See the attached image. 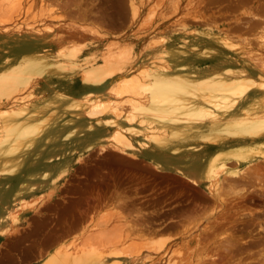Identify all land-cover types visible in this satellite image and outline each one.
Listing matches in <instances>:
<instances>
[{
    "label": "rangeland",
    "instance_id": "1",
    "mask_svg": "<svg viewBox=\"0 0 264 264\" xmlns=\"http://www.w3.org/2000/svg\"><path fill=\"white\" fill-rule=\"evenodd\" d=\"M57 1L0 16V237L64 230L42 264H264V0Z\"/></svg>",
    "mask_w": 264,
    "mask_h": 264
},
{
    "label": "bare ground",
    "instance_id": "2",
    "mask_svg": "<svg viewBox=\"0 0 264 264\" xmlns=\"http://www.w3.org/2000/svg\"><path fill=\"white\" fill-rule=\"evenodd\" d=\"M57 1V0H56ZM59 1V0H58ZM58 1H57V3H58ZM45 2H46V0H38V2L37 3H39L40 5L43 3V4H45ZM56 4V3H55ZM25 4L24 3H22V0H0V16H2V17H5V16H8L9 14H12L14 11H19V9H21L22 8V6H24ZM26 5H29L30 7L31 6H33V5H35V1H32V2H29V3H27ZM28 6V7H29ZM57 6V5H56ZM16 13V12H15ZM42 18V17H41ZM13 19V18H12ZM54 19V18H53ZM46 20V19H45ZM14 21V20H13ZM136 79V78H135ZM134 79V80H135ZM125 80V85L123 86V87H121L120 88V91H119V94L118 95H121V96H123V95H125V94H134V96L135 95H138V90L141 88V84L142 83H140V82H138L137 80L136 81H132V80H128L127 82H126V79H124ZM124 80L122 79V81L121 82H124ZM150 87V86H149ZM116 88V87H115ZM118 89V88H117ZM141 89H143V88H141ZM150 89H152V88H150ZM150 89H144L143 91H148L149 92V90ZM116 90V89H115ZM115 93H116V91H115ZM117 94V93H116ZM145 94V93H144ZM139 96V95H138ZM137 96V97H138ZM155 96L156 95H151L149 98H148V100H149V103H153V101H154V99H155ZM127 99H129V98H127ZM157 101V100H156ZM160 102V101H159ZM258 102V101H257ZM263 102V101H262ZM127 103V102H126ZM142 103V102H141ZM163 103V102H162ZM119 104H120V101H119ZM159 104V103H158ZM110 105V104H109ZM127 105V104H126ZM141 105V104H140ZM90 107H89V109H88V111H86V113H88L90 116H95L96 114H99V113H102L103 111H104V109L106 108V107H108L107 106V104H105V103H101V102H99L98 100L97 101H94V102H91V104L89 105ZM128 106H130L129 108H131L132 107V109L134 110V111H138L139 109H138V105H137V101H135L134 99H131L130 101H129V103H128ZM250 106V105H249ZM116 107V106H115ZM121 107V106H120ZM264 108V107H263ZM117 109V108H116ZM116 111V110H115ZM118 111H120V109L118 110ZM123 111H124V109H123ZM129 111H130V109H129ZM127 112V111H126ZM132 114V113H131ZM127 115V116H126ZM125 115V113H123V112H119L118 114H117V117L116 118H119L120 120H125V119H128V112H127V114ZM150 115V114H149ZM148 115V116H149ZM153 115V114H152ZM145 116H146V114H145ZM155 116V115H154ZM159 116H161V115H159ZM137 118V117H136ZM159 118V117H158ZM161 120V119H160ZM159 120V121H160ZM129 121H134L133 120V118L131 117V118H129ZM128 122V121H127ZM140 122V121H139ZM143 124V123H142ZM151 126V125H150ZM153 129V128H152ZM118 133V132H117ZM112 140H113V142H114V144L116 145V147H118V148H120L121 150L122 149H124V148H130L131 147V145H130V142H129V140H128V138H127V136L126 135H124V134H117L116 136H114L113 138H112ZM112 142V143H113ZM118 148H116V149H118ZM119 151V150H118ZM180 170V169H179ZM250 170V169H249ZM182 173H184L185 175H187V176H189L190 178H192V179H194L195 181H201V177H202V172L200 171V170H198V171H195V172H191V173H186V172H182ZM249 173V172H248ZM242 176V175H241ZM240 176V177H241ZM245 178V177H244ZM247 181H248V179H247ZM239 182H240V180H239ZM238 183V182H237ZM241 183V182H240ZM239 183V184H240ZM235 185V184H234ZM238 185V184H237ZM248 188H249V186H248ZM260 190V189H259ZM264 191V190H263ZM246 196V195H245ZM241 201V200H240ZM244 217V216H243ZM193 220V219H192ZM244 222V221H243ZM229 224V223H228ZM218 226V225H217ZM222 226V225H221ZM216 227V226H215ZM227 237V236H226ZM147 241H149V240H147ZM239 241V240H238ZM226 242V241H225ZM229 242V241H228ZM230 242H231V240H230ZM146 244V243H145ZM228 244V243H227ZM236 244V243H235ZM234 244V245H235ZM239 245V244H238ZM235 246H237V245H235ZM234 247V246H233ZM228 252V251H227ZM224 253H225V251H224ZM223 254V253H222ZM227 256V255H226ZM163 259V258H162ZM223 259V258H222ZM218 262H220V261H218ZM46 264V263H45ZM164 264H166V263H164ZM169 264V263H168ZM216 264V263H215Z\"/></svg>",
    "mask_w": 264,
    "mask_h": 264
},
{
    "label": "crops",
    "instance_id": "3",
    "mask_svg": "<svg viewBox=\"0 0 264 264\" xmlns=\"http://www.w3.org/2000/svg\"><path fill=\"white\" fill-rule=\"evenodd\" d=\"M23 231L20 229L18 235L0 237V264H42L56 247L64 245V230L55 236H43L34 246L20 245Z\"/></svg>",
    "mask_w": 264,
    "mask_h": 264
}]
</instances>
